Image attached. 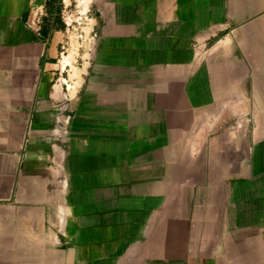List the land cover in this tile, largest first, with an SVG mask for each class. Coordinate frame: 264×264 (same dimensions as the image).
<instances>
[{
    "label": "crops",
    "instance_id": "1",
    "mask_svg": "<svg viewBox=\"0 0 264 264\" xmlns=\"http://www.w3.org/2000/svg\"><path fill=\"white\" fill-rule=\"evenodd\" d=\"M69 1L0 66V264H264V0Z\"/></svg>",
    "mask_w": 264,
    "mask_h": 264
},
{
    "label": "rangeland",
    "instance_id": "2",
    "mask_svg": "<svg viewBox=\"0 0 264 264\" xmlns=\"http://www.w3.org/2000/svg\"><path fill=\"white\" fill-rule=\"evenodd\" d=\"M37 0L34 1L35 4ZM10 0H3V15L0 16V66L2 67V83L5 85L10 82L11 67H16L15 59L12 56L27 54L26 43L28 29L37 31L42 18V5L33 4V0H18L17 15L5 13ZM65 19L68 24V31L81 41L88 40L93 31L91 23L92 0H70ZM18 36V37H17ZM19 43V44H18ZM24 45V46H23ZM5 97V96H4ZM41 256L35 255V260ZM57 256L50 255L49 264H58ZM10 255L2 256V263L7 264L6 260ZM35 264H41L35 261ZM47 264V263H45ZM67 264H70L68 257Z\"/></svg>",
    "mask_w": 264,
    "mask_h": 264
}]
</instances>
